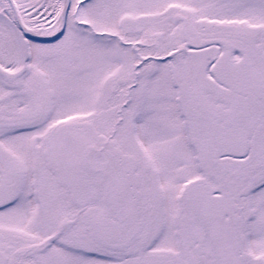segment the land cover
Masks as SVG:
<instances>
[{"label":"snow or ice","instance_id":"1","mask_svg":"<svg viewBox=\"0 0 264 264\" xmlns=\"http://www.w3.org/2000/svg\"><path fill=\"white\" fill-rule=\"evenodd\" d=\"M0 264H264V0H0Z\"/></svg>","mask_w":264,"mask_h":264}]
</instances>
